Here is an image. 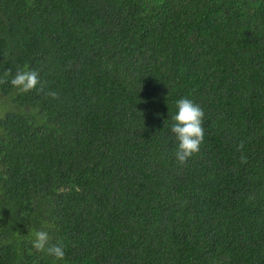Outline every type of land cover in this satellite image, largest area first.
Returning a JSON list of instances; mask_svg holds the SVG:
<instances>
[{"label":"trees","instance_id":"16d2710c","mask_svg":"<svg viewBox=\"0 0 264 264\" xmlns=\"http://www.w3.org/2000/svg\"><path fill=\"white\" fill-rule=\"evenodd\" d=\"M21 68L58 97L0 85V264H264V0H0Z\"/></svg>","mask_w":264,"mask_h":264},{"label":"clouds","instance_id":"9594fccd","mask_svg":"<svg viewBox=\"0 0 264 264\" xmlns=\"http://www.w3.org/2000/svg\"><path fill=\"white\" fill-rule=\"evenodd\" d=\"M11 72L5 73V78H0V85L9 84L19 93H28L32 90L44 93L46 96L56 99L58 94L55 91L45 90V85L40 79V73L36 69H18L11 79L7 77ZM39 86V87H38ZM177 112L173 115L174 123L171 126V132L178 141L175 159L180 165L187 161L200 150V145L204 139V110L192 100L181 98L176 102ZM243 160V158H242ZM33 247L37 251H47L49 255L57 259L64 258L62 246H49V234L47 231H37Z\"/></svg>","mask_w":264,"mask_h":264}]
</instances>
